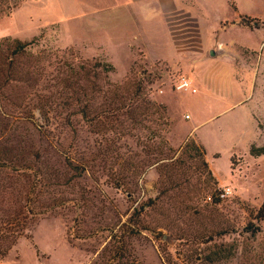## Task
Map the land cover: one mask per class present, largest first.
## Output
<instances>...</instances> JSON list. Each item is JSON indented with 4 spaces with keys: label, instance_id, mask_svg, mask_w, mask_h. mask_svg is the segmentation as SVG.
Returning a JSON list of instances; mask_svg holds the SVG:
<instances>
[{
    "label": "rangeland",
    "instance_id": "1",
    "mask_svg": "<svg viewBox=\"0 0 264 264\" xmlns=\"http://www.w3.org/2000/svg\"><path fill=\"white\" fill-rule=\"evenodd\" d=\"M4 57L0 264H264V0H0Z\"/></svg>",
    "mask_w": 264,
    "mask_h": 264
},
{
    "label": "trees",
    "instance_id": "2",
    "mask_svg": "<svg viewBox=\"0 0 264 264\" xmlns=\"http://www.w3.org/2000/svg\"><path fill=\"white\" fill-rule=\"evenodd\" d=\"M28 47V44L26 43H21V42H15L13 45V52L12 55H20L22 54L26 48ZM17 66L16 64L10 59V57H4L3 61L1 62V66H0V72H7V78L12 77L14 74L12 72H17L18 69H16ZM103 68L106 69L107 73L112 72L113 71V67L110 65H103ZM0 73V74H1ZM1 77V76H0ZM114 100H121V97L119 95H114V98L111 97ZM135 101V100H134ZM134 101L132 102V100H130L129 102H122L119 103L118 106L114 109H112V113H118V112H123L124 114H129L131 113V111L133 110L131 107L134 105ZM156 109V111L159 112H163L164 113V108L160 107V106H156L154 107ZM84 112V111H83ZM111 112V109H110ZM143 113H146V110L144 109ZM86 115V113H85ZM131 121H135L133 118L131 119ZM182 153L181 155H187V157H191L193 159L195 158H199L201 161H203V165L206 169L207 165L204 162V156H205V151L203 149V147L199 146L194 140L189 139L188 141H186V143L184 144L183 148H182ZM249 154L252 157H259V156H263L264 155V146L262 147H256V146H250L249 149ZM169 158H161L159 160L156 161V164H158V166L160 165H164L163 162L167 161ZM176 163V162H175ZM172 165V167L174 166V164H170V166ZM208 175L209 177L213 180V177L211 176V172L208 170ZM219 199H216L214 201V203H219ZM258 217L257 220L258 221H262L264 220V207H262L259 211H258ZM138 233L131 231V234H135Z\"/></svg>",
    "mask_w": 264,
    "mask_h": 264
},
{
    "label": "built area",
    "instance_id": "3",
    "mask_svg": "<svg viewBox=\"0 0 264 264\" xmlns=\"http://www.w3.org/2000/svg\"><path fill=\"white\" fill-rule=\"evenodd\" d=\"M175 90L189 92L190 94L196 93V89L193 88L191 82L186 79H181V81L175 86Z\"/></svg>",
    "mask_w": 264,
    "mask_h": 264
},
{
    "label": "crops",
    "instance_id": "4",
    "mask_svg": "<svg viewBox=\"0 0 264 264\" xmlns=\"http://www.w3.org/2000/svg\"><path fill=\"white\" fill-rule=\"evenodd\" d=\"M167 61L166 59H163V58H157V59H155L154 61ZM196 89V88H195ZM196 92H197V90H196ZM216 92H217V90H216ZM189 116L187 115V118H188ZM186 118V119H187Z\"/></svg>",
    "mask_w": 264,
    "mask_h": 264
},
{
    "label": "water",
    "instance_id": "5",
    "mask_svg": "<svg viewBox=\"0 0 264 264\" xmlns=\"http://www.w3.org/2000/svg\"><path fill=\"white\" fill-rule=\"evenodd\" d=\"M209 54H210L211 57H214L215 56V53L213 51H210Z\"/></svg>",
    "mask_w": 264,
    "mask_h": 264
}]
</instances>
